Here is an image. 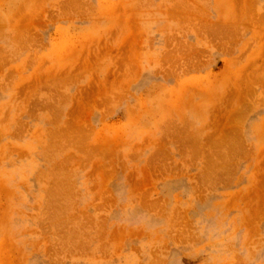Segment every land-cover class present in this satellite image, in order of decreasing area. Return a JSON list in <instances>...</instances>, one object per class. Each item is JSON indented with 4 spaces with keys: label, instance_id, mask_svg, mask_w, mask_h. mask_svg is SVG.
<instances>
[{
    "label": "rangeland",
    "instance_id": "rangeland-1",
    "mask_svg": "<svg viewBox=\"0 0 264 264\" xmlns=\"http://www.w3.org/2000/svg\"><path fill=\"white\" fill-rule=\"evenodd\" d=\"M0 264H264V0H0Z\"/></svg>",
    "mask_w": 264,
    "mask_h": 264
},
{
    "label": "bare ground",
    "instance_id": "bare-ground-1",
    "mask_svg": "<svg viewBox=\"0 0 264 264\" xmlns=\"http://www.w3.org/2000/svg\"><path fill=\"white\" fill-rule=\"evenodd\" d=\"M52 192V191H51ZM56 193H57V191H56ZM65 194V193H64ZM73 194V193H72ZM49 195V194H48ZM55 196V195H54ZM65 196H67V195H65ZM56 197V196H55ZM60 197H62L61 195H60ZM56 198H58V197H56ZM63 198V197H62ZM64 199V198H63ZM62 201V200H61ZM67 207V206H66ZM52 213V212H51ZM51 216V215H50ZM58 223V222H57ZM63 223V222H62ZM65 225V224H64ZM99 228V227H98ZM63 230V229H62ZM74 230V229H73ZM59 231V230H58ZM65 234V233H64ZM79 242V241H78ZM73 245V244H72Z\"/></svg>",
    "mask_w": 264,
    "mask_h": 264
}]
</instances>
